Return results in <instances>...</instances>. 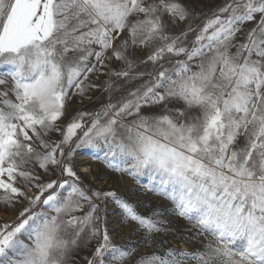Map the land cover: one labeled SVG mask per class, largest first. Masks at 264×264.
Listing matches in <instances>:
<instances>
[{"label": "snow or ice", "instance_id": "1", "mask_svg": "<svg viewBox=\"0 0 264 264\" xmlns=\"http://www.w3.org/2000/svg\"><path fill=\"white\" fill-rule=\"evenodd\" d=\"M0 212V264H264V0H0Z\"/></svg>", "mask_w": 264, "mask_h": 264}, {"label": "rangeland", "instance_id": "2", "mask_svg": "<svg viewBox=\"0 0 264 264\" xmlns=\"http://www.w3.org/2000/svg\"><path fill=\"white\" fill-rule=\"evenodd\" d=\"M207 2V0H205ZM79 106V105H74ZM77 170L82 173H88V179L96 184V187L98 188H115L118 191H126L129 186L133 184V181L128 178L124 177L123 179L115 176L113 173L108 172L102 163L98 161L91 160L88 156H84L82 158L77 159L76 163ZM98 174H103V176H99ZM141 197H143V194H139ZM151 202L158 203V199L156 197H147ZM5 215L3 212H0V216ZM110 219V227H118L119 225L114 221L113 217H109ZM185 222L183 220H177L174 224L176 233L182 234V228ZM126 231V229H125ZM169 245L182 248V249H188L190 248V245L185 242L184 240H178L176 239L175 235H170L167 237ZM89 253L85 252L84 255L87 256Z\"/></svg>", "mask_w": 264, "mask_h": 264}]
</instances>
